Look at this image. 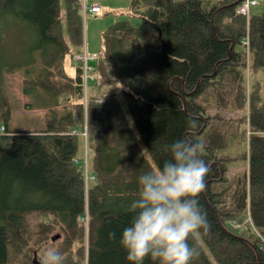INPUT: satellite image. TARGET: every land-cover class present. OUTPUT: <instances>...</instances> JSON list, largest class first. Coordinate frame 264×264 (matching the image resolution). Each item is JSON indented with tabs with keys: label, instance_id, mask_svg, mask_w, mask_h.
Segmentation results:
<instances>
[{
	"label": "trees",
	"instance_id": "1",
	"mask_svg": "<svg viewBox=\"0 0 264 264\" xmlns=\"http://www.w3.org/2000/svg\"><path fill=\"white\" fill-rule=\"evenodd\" d=\"M242 1L131 0L143 22L105 30L94 68L119 90L99 96L85 88L83 66L69 65L83 50L81 0H0V31L9 13L25 16L36 44H52L47 88L64 101L46 129L10 131L0 69V264H34L46 245L65 264H130L119 240L138 177L185 136L204 145L199 202L212 226L190 238L191 264H264V16L239 13ZM248 206L251 234L230 226Z\"/></svg>",
	"mask_w": 264,
	"mask_h": 264
},
{
	"label": "clouds",
	"instance_id": "2",
	"mask_svg": "<svg viewBox=\"0 0 264 264\" xmlns=\"http://www.w3.org/2000/svg\"><path fill=\"white\" fill-rule=\"evenodd\" d=\"M165 149L170 158L138 177V196L130 205L134 214L120 236L130 264H144L147 258L158 264H191L199 249L189 243L190 238L211 232L199 202L209 173L202 158L203 143L185 136ZM109 238L115 239L116 233L110 232ZM39 264H65V257L58 247L46 245Z\"/></svg>",
	"mask_w": 264,
	"mask_h": 264
},
{
	"label": "rangeland",
	"instance_id": "3",
	"mask_svg": "<svg viewBox=\"0 0 264 264\" xmlns=\"http://www.w3.org/2000/svg\"><path fill=\"white\" fill-rule=\"evenodd\" d=\"M82 10H83V2ZM90 6L94 2L100 4V13L83 14L84 44L88 53L101 52L103 47V34L105 30L118 20L128 19L132 25L140 26L143 19L131 14V0H85ZM264 16V0H258V4L250 8L249 16ZM37 33L29 25L26 17H16L9 13L0 31V69L3 71L2 87L7 92L11 101V116L8 120L10 131L19 130H44L48 127L49 120L53 118L56 104H59V111H63V98L56 99L47 88L50 77L45 72V68L53 62L54 48L50 43L43 46L36 44ZM247 47V45H246ZM75 56V54H74ZM69 62L71 68L81 66L82 63ZM94 66V62H90ZM95 71L90 70L93 74ZM264 78V72L260 75ZM86 81V80H85ZM99 83L89 78L86 82V89L89 93L103 96L113 90H119L115 82L104 83L102 79ZM122 98V97H121ZM123 100V98H122ZM27 103L31 104L28 106ZM124 103V100H123ZM125 105V104H124ZM126 107V105H125ZM66 108L70 109V106ZM228 116L234 117L232 113ZM3 126V125H0ZM251 128L247 127V138L252 135ZM235 168L232 167V170ZM85 221L87 218L84 219ZM245 234L254 233V228L244 226L241 229ZM60 234V238L53 242L62 240L60 230H55L52 236ZM52 240V239H51ZM37 255L39 264V254L35 251L33 262ZM10 264H19L12 262Z\"/></svg>",
	"mask_w": 264,
	"mask_h": 264
},
{
	"label": "built area",
	"instance_id": "4",
	"mask_svg": "<svg viewBox=\"0 0 264 264\" xmlns=\"http://www.w3.org/2000/svg\"><path fill=\"white\" fill-rule=\"evenodd\" d=\"M83 2L84 3H83L82 11L84 15L87 13L97 14L102 11V8L100 4L98 3H93L92 5L89 6L85 0ZM257 4H258V0H243L242 4L239 7L238 12L249 16L250 8ZM244 44L247 45V48L249 49L250 42L248 38L244 41ZM74 59L75 61L82 63L85 87L87 85L86 82L89 80V78H91L92 80L102 79V75L99 72L95 71V68L93 65H90L91 61L95 62L98 59V53L90 54L86 51V48H85L84 50H82V52L76 53L74 56ZM90 70H94L95 72L93 74H90L89 73ZM6 133H7L6 127L4 125L0 126V134L2 135ZM247 223H250L254 227L249 206H248L247 214L245 215L244 219L243 220L234 219L230 222V226L235 227L236 229H242Z\"/></svg>",
	"mask_w": 264,
	"mask_h": 264
},
{
	"label": "water",
	"instance_id": "5",
	"mask_svg": "<svg viewBox=\"0 0 264 264\" xmlns=\"http://www.w3.org/2000/svg\"><path fill=\"white\" fill-rule=\"evenodd\" d=\"M58 238H60V234H56L54 236H52V241H56ZM38 260H37V255L35 254V258H34V264H37Z\"/></svg>",
	"mask_w": 264,
	"mask_h": 264
},
{
	"label": "crops",
	"instance_id": "6",
	"mask_svg": "<svg viewBox=\"0 0 264 264\" xmlns=\"http://www.w3.org/2000/svg\"><path fill=\"white\" fill-rule=\"evenodd\" d=\"M94 3H98V2H94Z\"/></svg>",
	"mask_w": 264,
	"mask_h": 264
}]
</instances>
